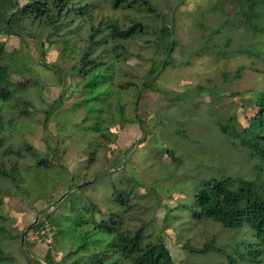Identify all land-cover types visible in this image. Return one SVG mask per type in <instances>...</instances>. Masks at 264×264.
<instances>
[{"label":"trees","instance_id":"trees-1","mask_svg":"<svg viewBox=\"0 0 264 264\" xmlns=\"http://www.w3.org/2000/svg\"><path fill=\"white\" fill-rule=\"evenodd\" d=\"M240 2L239 14L249 26L254 24L252 19L264 21V0ZM173 22V17L169 20L160 14L149 0H0V36L5 40L17 37L20 44L19 49L8 51L6 41L0 39V148L10 139L8 129L18 128L16 123L2 122L9 115L27 126L26 117L38 110L43 130L47 132L50 122L56 128V135H51L53 146L45 152L34 150L22 138L14 152L30 167L19 170V191L27 200L53 206L32 226L39 237L50 234L52 241L42 260L29 258L26 251L31 245L22 244L20 237L0 224V264H174L161 237L147 240L144 223L129 228L124 221L132 199H153L157 208L169 213L157 190L161 184L147 179H155L161 171L171 177L176 193L183 191L181 208L189 219L211 221L234 233L226 253L215 249L224 254L227 264H264V88L252 92L256 111L244 126L235 120L218 123L214 133L215 138L249 155L252 179L219 174L194 179V186L187 187L191 169L182 143L177 145L183 137L177 130L170 134V143L164 141L169 134L164 129L149 130L138 147L132 145L123 152L122 159L115 154L103 162L109 130L123 129L131 122L141 124L134 113L141 93H164L155 87L156 79L166 66H180L175 63L180 44ZM26 38L38 46L39 58L27 52ZM50 48L58 52L53 64L45 59ZM43 76L59 89L48 103L43 98ZM240 76L241 68L232 77ZM69 139L79 143V170L68 168L72 159L66 156L64 143ZM139 149L142 153L136 154ZM132 150L137 164L144 167V179L132 176ZM176 154L183 156L181 160ZM99 185L100 195L106 196L103 206H112L105 216L101 203L85 193V189L98 191ZM12 242L24 262H17L8 250ZM210 248L207 244L193 251L205 254Z\"/></svg>","mask_w":264,"mask_h":264},{"label":"rangeland","instance_id":"rangeland-1","mask_svg":"<svg viewBox=\"0 0 264 264\" xmlns=\"http://www.w3.org/2000/svg\"><path fill=\"white\" fill-rule=\"evenodd\" d=\"M149 1L160 14H166L169 20L174 18V36L180 44L175 54V63L180 66H166L156 79L155 87L164 93L153 90L141 93L140 102L134 111L141 124L131 122L123 129L115 126L109 130V143L103 151V162H108L115 154L122 159L123 152L132 145L138 147L149 130L164 129V133L168 132L164 136L166 143H170V134H175L177 130L183 135L177 145L182 143L187 155L186 162L191 169L189 175L192 180H187V187L194 186V179L222 176L219 174L231 173L252 179L253 161L249 155L234 149L228 141L215 138L214 133L218 123L226 124L235 120L244 126L246 119L256 111L252 92L264 88V21L261 18L252 19L255 27L249 26L244 16L239 14L242 7L240 0ZM154 23L157 25L158 19ZM0 39L5 40L1 36ZM26 40L27 52L35 59L39 58L38 46L28 38ZM5 41L8 51L19 49L17 37L10 36ZM45 59L47 63H56L58 52L50 48ZM239 68L241 76L235 79L232 76ZM14 78H19V75ZM42 79L45 83L43 98L48 103L57 97L59 89L52 86L44 76ZM41 106V102L36 103L37 108ZM201 111L205 118H201ZM8 121L18 124V128L8 129L6 134L10 139L4 141L0 148V215L3 217L0 224L12 236L20 237L22 244L26 242L31 245L27 247L30 253L26 251L29 258L42 260L52 239L50 234L44 238L39 237L32 231V226L41 221L44 210L48 213L53 206L47 207L37 199L27 200L25 194L19 191V170L25 171L30 167L28 162L24 163L14 152L18 151L21 138L34 150L45 152L46 148L53 146L51 138L56 135V128L50 122L45 132L38 110L26 117L29 123L27 126H22L16 115H9L2 120L5 124ZM167 125L170 128H166ZM64 144L67 147L66 156L70 155L72 159L68 168L79 170L81 167L76 165V161H80L77 154L79 143L69 139ZM139 150L136 154L142 153ZM129 154L132 160L130 170L134 171L132 176L144 179V167L140 162V165L137 164L135 150ZM176 155L180 160L183 157ZM2 172L10 176L3 177ZM170 178L163 171L155 179L147 178L151 183L161 184L157 190L163 199L162 204L169 208V213L163 208H157L153 199H132L131 208L124 215L125 225L137 228L144 223L145 238L151 240L161 237L174 264H227L224 254L215 252V249L226 253L234 233L211 221L189 219L186 210L181 208L185 203L183 191L176 193L174 188L177 186ZM97 189L92 192L85 189V193L101 203V213L105 216L109 212L108 207L112 206L108 203L103 206L106 196L100 195L103 193L100 185ZM142 192L147 193L145 189ZM64 197L60 196L58 200ZM13 243L7 247L8 250L17 262H24V255L19 253V247ZM207 244L211 247L207 253H194V249H201ZM60 253L55 255L57 259L61 257Z\"/></svg>","mask_w":264,"mask_h":264},{"label":"built area","instance_id":"built-area-1","mask_svg":"<svg viewBox=\"0 0 264 264\" xmlns=\"http://www.w3.org/2000/svg\"><path fill=\"white\" fill-rule=\"evenodd\" d=\"M47 236H49V234H47Z\"/></svg>","mask_w":264,"mask_h":264}]
</instances>
